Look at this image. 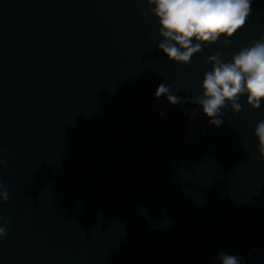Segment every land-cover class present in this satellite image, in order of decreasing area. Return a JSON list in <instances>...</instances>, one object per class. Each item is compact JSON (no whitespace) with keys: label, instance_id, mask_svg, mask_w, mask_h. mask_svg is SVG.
<instances>
[{"label":"water","instance_id":"95a60500","mask_svg":"<svg viewBox=\"0 0 264 264\" xmlns=\"http://www.w3.org/2000/svg\"><path fill=\"white\" fill-rule=\"evenodd\" d=\"M151 7L0 0V264H264V101L242 96L215 127L195 103L155 98L161 83L201 95L209 56L264 36V0L188 65L157 48Z\"/></svg>","mask_w":264,"mask_h":264},{"label":"clouds","instance_id":"9594fccd","mask_svg":"<svg viewBox=\"0 0 264 264\" xmlns=\"http://www.w3.org/2000/svg\"><path fill=\"white\" fill-rule=\"evenodd\" d=\"M150 12L159 21V35L162 41L157 48L169 61L188 65L194 54L202 51L203 46L217 43L223 38L227 46L230 38L246 25L252 12V0H147ZM205 63L212 68L205 72L202 81V94L195 99L175 95L172 85L161 83L155 98L165 96L172 105L192 102L202 107L203 114L211 125L223 124V110L231 106L233 114L242 110L238 102L247 97V104L257 110L264 101V36L253 40L248 47L242 48L232 56L231 61L221 59L219 52L209 56ZM180 91V89H176ZM164 115L163 112L160 113ZM197 113L192 112L195 118ZM254 136L258 141V152L264 158V120L256 125ZM6 152L0 149V153ZM7 161L0 159V168ZM0 189L3 183L0 182ZM9 192L0 190V201L6 202ZM8 235L7 227L0 225V240ZM221 264H242L243 257L219 253Z\"/></svg>","mask_w":264,"mask_h":264}]
</instances>
